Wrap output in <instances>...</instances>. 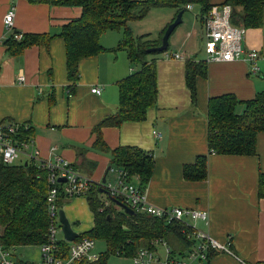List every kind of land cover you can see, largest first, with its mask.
I'll return each mask as SVG.
<instances>
[{
    "label": "crops",
    "instance_id": "0c3cea01",
    "mask_svg": "<svg viewBox=\"0 0 264 264\" xmlns=\"http://www.w3.org/2000/svg\"><path fill=\"white\" fill-rule=\"evenodd\" d=\"M53 1L0 0V124H22L31 129L27 153L37 149L34 163L40 166L43 161L62 157L88 178L92 186H100L99 190L105 182L113 185L117 182L120 168L111 164L112 150L136 146L151 153L153 172L143 188L149 203L163 208L205 211L206 218H192L190 222L231 250L230 254L219 252L202 264H264V198L257 195L258 176L264 173V131L257 134L255 155L210 153L207 141L211 97L231 93L240 100H250L264 90V9L263 25L245 28L241 40L245 50L258 51L257 73L250 72L246 60L206 61L205 51L202 57L198 55L196 41L203 43V50L205 42L198 13L195 24L199 27L186 33L180 48L148 58H155L156 63V105L147 110L142 121L102 127L104 144L101 146L96 143L95 127L117 112L118 83L138 66L130 63L124 48L118 47L123 29L112 37L107 31L114 28L106 29L99 36L103 49L79 58L78 79L72 86L61 33L65 25L82 15V8ZM208 1L210 9L219 14L225 0ZM10 9L14 10L13 27L7 30L4 17ZM16 32L22 34L21 39L30 34L48 37V41L21 49L17 44L6 42ZM157 37L153 40L158 41L160 34ZM175 52L181 53L184 59L165 56ZM188 58L203 61L206 68L205 76L196 78L195 101L185 80ZM92 88H98L99 93L92 92ZM154 130L162 136L156 137ZM199 156H207V178L186 179L184 168ZM26 160L28 157L21 155L16 163ZM129 181L140 188L137 176H131ZM88 194L89 191L83 196L61 197L65 198L61 206V200L58 202L72 229L83 237H88L84 234L93 228ZM101 198L107 199V194L102 192ZM170 240L172 246L180 248L175 239ZM151 245L147 249L156 255L151 264H173L166 253V247H171L169 243L155 239ZM159 245L165 248L161 254ZM17 247L21 253L27 249ZM120 258L119 264H127L132 259Z\"/></svg>",
    "mask_w": 264,
    "mask_h": 264
},
{
    "label": "trees",
    "instance_id": "16d2710c",
    "mask_svg": "<svg viewBox=\"0 0 264 264\" xmlns=\"http://www.w3.org/2000/svg\"><path fill=\"white\" fill-rule=\"evenodd\" d=\"M53 3L82 8V15L65 25L61 33L66 48L68 79L72 86L78 79L79 58L103 49L99 36L106 29H123V37L118 47L124 48L130 63L138 66L135 72L118 83L117 112L104 118L95 127L96 143L101 146L104 144L102 127L119 126L123 121H142L146 118L147 110L154 107L157 101L155 58H148L158 52H148L147 49L159 45L161 36L157 42L151 40L149 34L136 36L127 23L144 18L156 7L169 6L175 8L176 13L180 10L184 13L187 3L200 5V21L204 23L205 15L211 7L208 0H54ZM224 5L231 7L230 21L233 25L244 28L263 25L264 0H225ZM47 41L48 37L29 34L24 35L21 40L12 36L6 42L17 44L22 49ZM204 64L203 61L189 58L185 61V80L192 101L196 98V78L206 74ZM238 106H242L241 112L237 111ZM263 131L264 90L256 93L250 100H240L231 93L209 99L207 141L210 153L255 155L256 137ZM15 137L29 145L31 129L21 125ZM111 164L127 171L130 179L133 175L137 176L142 190L149 182L154 167L152 154L136 146H121L112 150ZM47 174L45 167L37 165L30 158L24 163L7 164L0 156V244L4 247L38 246L46 241ZM184 176L189 180L206 179L207 156H199L192 165H187L184 168ZM99 187L92 186L87 195L88 206L93 213V228L84 235L103 241L106 251L99 253L94 261L83 260L78 264H108L109 256L114 254L131 258L139 248H151L155 239L166 241L170 245V238L178 242L179 249L171 245L169 260L186 256L200 244L196 238L186 237L184 233L188 228L179 221L168 223L162 218L150 217L143 213L129 214L116 208L113 202L100 211L102 192ZM257 195L258 198H264L262 172L258 176ZM64 200L65 198L59 199L60 206ZM59 243L62 249L67 251L68 243L63 239ZM217 253L219 251L209 250L208 259Z\"/></svg>",
    "mask_w": 264,
    "mask_h": 264
},
{
    "label": "built area",
    "instance_id": "2783aa9c",
    "mask_svg": "<svg viewBox=\"0 0 264 264\" xmlns=\"http://www.w3.org/2000/svg\"><path fill=\"white\" fill-rule=\"evenodd\" d=\"M186 9L192 10V3L186 4ZM231 7L223 5L218 14L213 9H209L204 18V51L206 61H234L246 60L250 65V72L257 73L258 67L256 61L259 57L255 48L245 50L241 45V40L245 34V28L233 25L230 21ZM14 10L10 9L4 17V26L7 30L13 27ZM13 38L20 40L21 33H14ZM166 57L174 59H184V56L175 52L172 55L165 53ZM22 79V78H21ZM92 92L99 93L98 88H92ZM22 125V124H21ZM21 125L0 124V156L3 162L14 164L21 155H26L30 159L38 156L37 149L27 153L29 145L16 139ZM156 137H161L159 131L154 130ZM42 166L48 171L47 182L48 192L46 195V205L48 214V229L46 241L38 245L39 257L37 259H25L17 249L4 247L0 244V264H78L86 260L94 261L99 254L94 252L95 240L91 237L78 236L71 242H68L67 251L63 250L56 237L58 231H61L59 221V199L61 197H77L86 195L92 187V182L76 170L67 160L62 157H56L53 161H43ZM118 178L116 184L105 182L103 184V193L107 194V199L102 200L100 211L104 210L110 204V201L122 202L132 208L135 213H143L150 217L162 218L166 222L179 221L188 228L184 233L187 238L194 237L200 241V244L187 253L182 259H170L173 264H190L192 261H198L202 264L208 259V251L213 249L219 252L231 253L227 244L217 241L209 234L197 229L190 222L192 218H206V212L200 210H191L186 208H163L155 206L147 200L143 190L133 185L129 180L127 171H117ZM64 178V182L59 181ZM163 242V241H161ZM167 246V245H166ZM170 248L166 247V253L169 257ZM156 259L154 252L147 248H140L131 261L127 264H151Z\"/></svg>",
    "mask_w": 264,
    "mask_h": 264
},
{
    "label": "rangeland",
    "instance_id": "374dc122",
    "mask_svg": "<svg viewBox=\"0 0 264 264\" xmlns=\"http://www.w3.org/2000/svg\"><path fill=\"white\" fill-rule=\"evenodd\" d=\"M193 10H186L182 17V23L177 26V30L171 35L170 37V44L166 51L171 52L177 49L181 42L183 41L186 33L190 32L193 28L199 27L195 24V15L200 12V5L199 4H192ZM176 9L169 6H162V7H156L152 8L144 18L140 20H131L127 24L133 31V34L138 36L142 34H149L150 39L157 40L159 37H157L159 34L161 36V31L166 29V27L173 22V20L176 17ZM116 33H122V28H114L107 31V34L112 36H116ZM121 38V34L119 39ZM159 41V40H158ZM157 42V41H156ZM195 48L198 49V55L203 56L204 50H203V43L199 40L196 41ZM181 47V46H180ZM179 47V48H180ZM153 54H159V53H153ZM201 56V57H202ZM240 107H237V111L239 112ZM78 231V230H77ZM79 232V231H78ZM79 233H82L81 231ZM58 240L63 239L62 231H58L56 235ZM12 248H15L18 250L17 246H11ZM23 248V247H20ZM25 251L22 252V255L25 259H37L39 257V248L37 246H30L26 247ZM158 252L161 254L164 252V246L159 245L158 246ZM106 251V245L101 240H95V246H94V252L95 253H103ZM19 252V251H18ZM121 262V258L117 255H110L108 258V264H119Z\"/></svg>",
    "mask_w": 264,
    "mask_h": 264
},
{
    "label": "water",
    "instance_id": "95a60500",
    "mask_svg": "<svg viewBox=\"0 0 264 264\" xmlns=\"http://www.w3.org/2000/svg\"><path fill=\"white\" fill-rule=\"evenodd\" d=\"M182 15H183V10L178 11L173 22L170 23L164 30L163 35L161 37L160 44L155 47L147 49L148 52L163 53L167 50L169 46V39H170L171 34L175 30V28L182 23ZM64 180H65L64 178L59 179V181H62V182H64ZM104 181H105V178H103L102 182ZM100 191L103 192L104 190L100 188ZM117 204L120 205V207H122L125 212L129 214H135V211L132 208H130L128 205L120 201H118ZM58 215H59V221L61 223V231L64 236V239L68 242L73 241L74 239L78 237V233L72 229L71 224L68 218L66 217V214L63 209H60L58 211Z\"/></svg>",
    "mask_w": 264,
    "mask_h": 264
}]
</instances>
